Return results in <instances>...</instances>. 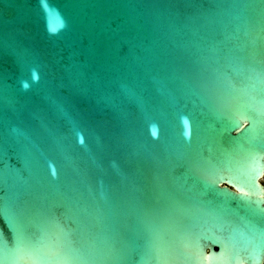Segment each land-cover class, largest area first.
Listing matches in <instances>:
<instances>
[{"label": "water", "instance_id": "95a60500", "mask_svg": "<svg viewBox=\"0 0 264 264\" xmlns=\"http://www.w3.org/2000/svg\"><path fill=\"white\" fill-rule=\"evenodd\" d=\"M0 264H264V0H0Z\"/></svg>", "mask_w": 264, "mask_h": 264}]
</instances>
